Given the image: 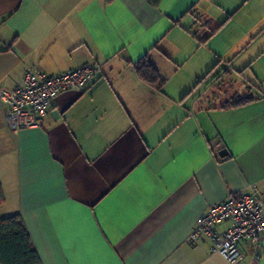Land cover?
Returning <instances> with one entry per match:
<instances>
[{"label":"crops","instance_id":"0c3cea01","mask_svg":"<svg viewBox=\"0 0 264 264\" xmlns=\"http://www.w3.org/2000/svg\"><path fill=\"white\" fill-rule=\"evenodd\" d=\"M86 63L91 89L39 125L11 131L0 108V215L42 264H231L186 237L207 205L264 190V0H0V87ZM240 250L264 264V234Z\"/></svg>","mask_w":264,"mask_h":264},{"label":"built area","instance_id":"2783aa9c","mask_svg":"<svg viewBox=\"0 0 264 264\" xmlns=\"http://www.w3.org/2000/svg\"><path fill=\"white\" fill-rule=\"evenodd\" d=\"M96 66L86 63L78 67L48 75L30 68L22 82L13 88L0 87V108L3 120L11 131L39 125L54 99L61 93L88 92L93 85ZM228 226L218 230V225ZM264 234V190L252 185L249 191L229 195L226 199L207 205L190 229L186 242L195 244L206 238L210 250L222 255L231 264H240L245 254L240 250L249 241L257 250Z\"/></svg>","mask_w":264,"mask_h":264},{"label":"trees","instance_id":"16d2710c","mask_svg":"<svg viewBox=\"0 0 264 264\" xmlns=\"http://www.w3.org/2000/svg\"><path fill=\"white\" fill-rule=\"evenodd\" d=\"M147 1L157 5L160 0ZM135 72L142 82L151 87L159 89L163 82L157 69L147 61L137 63ZM252 99L248 93L237 95L225 106H238ZM2 198L0 186V202ZM0 264H42L19 214L0 215Z\"/></svg>","mask_w":264,"mask_h":264}]
</instances>
